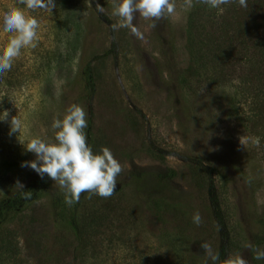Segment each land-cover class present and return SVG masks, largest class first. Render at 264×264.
<instances>
[{
    "label": "rangeland",
    "instance_id": "obj_1",
    "mask_svg": "<svg viewBox=\"0 0 264 264\" xmlns=\"http://www.w3.org/2000/svg\"><path fill=\"white\" fill-rule=\"evenodd\" d=\"M119 2L55 0L51 11H32L17 0H0V55L14 35L3 31L6 11L21 8L39 23L36 47L21 49L12 62L15 80L0 94V118L9 112L8 121H0V162L11 164L0 165V198L19 188L17 180L24 185L36 174L21 167L35 159L26 144L37 137L56 143L53 121L72 104L87 114L85 134L96 135L123 169L101 211L105 226L84 252L73 253L70 235L54 222L44 198L2 227L0 236L12 249L0 255V264H214L200 247L207 242L217 254L220 244L210 193L236 243L227 258L264 264L255 259L264 251V142L256 134L264 135V107L253 106L251 85L237 75L214 80L218 68L210 59L198 80L187 77L193 6L174 0L175 13L155 26L137 13L141 40L129 28L113 31L121 22L113 15ZM197 4L204 9L198 15L203 31L214 33L218 17L206 19L212 8ZM96 57L105 58L89 94L82 69ZM14 116L21 130L9 135ZM167 170L174 177L161 187L155 176ZM59 187L54 181L49 194ZM197 212L199 226L193 223Z\"/></svg>",
    "mask_w": 264,
    "mask_h": 264
},
{
    "label": "trees",
    "instance_id": "obj_2",
    "mask_svg": "<svg viewBox=\"0 0 264 264\" xmlns=\"http://www.w3.org/2000/svg\"><path fill=\"white\" fill-rule=\"evenodd\" d=\"M247 4L248 6L244 8L239 5L238 0H233L227 5H222V10L212 8L213 12L209 15L204 13L203 16L208 20H212L215 16L219 20L214 33H210L204 32V25L201 24L203 22L198 21V15L204 9L197 2H193L187 28L188 54L191 60L187 77L198 80L200 71L204 70V63L210 59L216 63L218 68L214 76L225 78L237 75L241 82L251 85L254 93L249 99L253 102V106L258 108L264 107V0H247ZM103 58L105 57L94 58V61L86 64L82 69L85 89L89 94H92L96 89L97 77L100 74L99 65ZM15 73L12 67L10 71L0 75V94L10 90L8 88L15 80ZM217 76L214 80L220 82L224 80ZM182 85L190 87L187 79H183ZM252 129L254 128L252 127ZM256 134L260 136L263 143L264 135ZM86 137L93 154H99L102 149L101 140L90 133H86ZM8 163V161H2L0 165L7 166ZM200 164L197 163L201 166ZM140 176V174L134 173L136 179ZM155 177L157 183L162 187L166 181L174 177V171L167 170L157 173ZM53 182L47 175L41 179L36 173L24 184L23 190L18 188L6 192L0 198V231L5 225L16 219L19 220L25 209L32 204L48 198L54 222L70 235L73 253L76 250L77 253L84 252L93 237L99 233L98 228L105 226L101 211L107 207L104 202L110 197L105 199L98 195H91L89 198V193H82L79 202L69 207L64 202L65 189L59 187L56 192L49 194ZM209 198L215 223L220 233L217 254L220 264H223L236 243L232 233L225 226V218L221 214L216 195L210 193ZM11 249L10 242L0 236V255L11 253Z\"/></svg>",
    "mask_w": 264,
    "mask_h": 264
},
{
    "label": "clouds",
    "instance_id": "obj_3",
    "mask_svg": "<svg viewBox=\"0 0 264 264\" xmlns=\"http://www.w3.org/2000/svg\"><path fill=\"white\" fill-rule=\"evenodd\" d=\"M27 10L37 9L51 11L56 7L55 0H17ZM233 0H197V3L208 5L213 9H221ZM241 7L248 6L247 0H238ZM184 6L191 8L193 0H184ZM96 10L103 12V7L97 3ZM222 10V9H221ZM176 11L174 0H120L114 3L113 15L120 18L119 24H113V31L119 28H129L131 33L138 39L143 40L144 36L134 25L136 14L155 22L163 19L165 15H172ZM38 20L26 15L21 8H12L3 14V31L14 33L9 37L7 45L0 55V75L10 71L12 62L21 54V49L36 47ZM9 112L4 111L0 121H8ZM88 127L87 114L85 110L72 104L68 107L63 119H54L52 128L55 131L56 143H47L41 138H32L25 146L26 152L33 153L35 159L21 163V167H28L35 171L41 179L47 175L52 181L58 182L59 186L65 189V204L71 207L78 203L82 193L98 195L101 198L111 197L116 189V178L122 172L121 164L114 158L111 150L107 147L101 149V154H93L87 143L84 130ZM21 121L16 116L11 118L10 132L19 133ZM254 143L259 145V138ZM21 190L24 185L17 180L16 185ZM193 223L197 226L201 223L200 214L193 216ZM205 255L215 264L219 255L213 253L207 242L200 244ZM251 247V245H249ZM255 259H264V251L257 250ZM223 264H248L242 256L229 257Z\"/></svg>",
    "mask_w": 264,
    "mask_h": 264
}]
</instances>
